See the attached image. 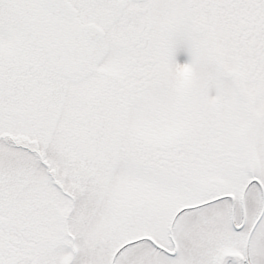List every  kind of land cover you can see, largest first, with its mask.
Here are the masks:
<instances>
[{
    "label": "snow or ice",
    "instance_id": "1",
    "mask_svg": "<svg viewBox=\"0 0 264 264\" xmlns=\"http://www.w3.org/2000/svg\"><path fill=\"white\" fill-rule=\"evenodd\" d=\"M0 264H264V0H0Z\"/></svg>",
    "mask_w": 264,
    "mask_h": 264
}]
</instances>
